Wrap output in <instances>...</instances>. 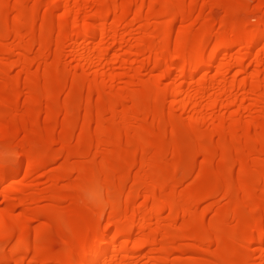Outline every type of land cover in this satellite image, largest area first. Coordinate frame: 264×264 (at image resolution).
<instances>
[{
  "label": "rangeland",
  "instance_id": "rangeland-1",
  "mask_svg": "<svg viewBox=\"0 0 264 264\" xmlns=\"http://www.w3.org/2000/svg\"><path fill=\"white\" fill-rule=\"evenodd\" d=\"M22 1L24 7L16 3L17 0H7L4 5L0 4V16L5 19L4 24H0V158L22 162L21 171L0 185V264H72L81 253H86L96 247L95 244H99V234L103 233L101 228L110 225L113 230L122 227L130 229L132 224L134 225L133 219L136 215L142 216L145 209L153 203L160 206L168 200H173L180 206L186 205L190 210L186 212L187 214L164 211L163 218L152 224L148 219L143 220L142 227L148 230L144 235L142 234L143 236H128L121 241L118 240V244L115 242L117 245L113 247L120 249V243L122 248L127 247V250L133 248L136 252L131 249L133 254L130 252L121 253L119 256L111 254V259L105 260L102 264H121L124 260L125 264H218L219 262L264 264L258 251L255 250L256 243H253L259 230L251 227L263 216V210L254 207V204L259 202L264 206V199H260L264 192V183L250 182L256 172L264 171V156L257 154L254 157L257 160L248 161L249 165L246 166L244 174L248 187H251V193L245 197L235 185L227 189L224 175L217 172L222 166L221 156H214L205 163L201 153L203 144L210 150L216 147L218 137L213 135V139L208 143L206 136L213 125L222 118L225 124L235 121L236 124L229 125L238 136L241 135L246 121H254L253 123L261 125L252 128L250 133L263 142L264 87L257 94H250L249 90H245L248 95L244 94V89L233 90L228 93L229 96L232 95L230 100L228 95H224L221 102L223 107L206 110L207 115L211 113L209 117H213H211L214 120L212 124L194 122L193 119L197 118V114L192 111L188 114L179 111L172 124L162 123L154 128L155 130L151 128L150 117L140 122L126 121L133 107V102L130 100L132 94L134 99L137 98L139 105H149L159 91L161 82L158 77L162 72L165 73L164 68L156 70L149 67L158 55L163 57L167 66L196 59L200 53V40L208 37L207 33H204L207 26L211 28L212 33L214 32L211 38L212 47H215L216 53L218 50L222 51L225 41L222 42L220 34L227 28L221 26L220 20L226 18L225 22H233L236 28H243L246 25L264 28V0L262 4L259 0H218L216 6L212 4L215 0H160L170 4L185 5L184 7L194 3L184 20L176 22L169 34L166 28L172 20L174 11H165L160 3L154 4L155 0H141L143 3L141 9L132 6L140 0H61L62 2L54 8L50 5L52 0ZM70 1L76 4L72 5ZM101 3L110 9H115L120 16L123 12H129L132 19L123 15L120 17L118 13L108 19L102 18V22H105V30L108 31L105 39L96 36L91 41L94 46L88 43L90 41L86 42L87 45L84 42L75 47L66 44L57 55H54L58 24L63 21L62 12L68 7L72 8L70 9L72 13L70 17H72L77 10L80 13L77 12L80 20H78L79 29L80 27L82 29L85 23L93 22V12ZM34 8L36 10L31 11ZM5 9L8 12L3 15ZM46 14H49L52 22L45 31L43 30L42 36L49 38L50 45L42 49L36 42L29 52L24 51L22 47L29 43L32 37L38 38L42 19ZM116 17L120 19L117 18L119 28L110 29L113 28ZM22 20L32 26V31L29 32L28 29L21 27L20 32H14L9 27ZM66 23V26L71 28L70 20ZM44 32L47 35H44ZM67 33H71V30ZM167 34L168 44L160 45L161 37ZM195 34L199 39L189 42L185 49L183 48L184 52H181V56L177 57L178 44L184 37H192ZM250 36L252 35H249V38H252ZM249 38L242 44L243 46L240 45L216 62L217 65L215 64V68L210 72L212 75H209L208 81L206 79L207 82L203 83V87L206 83L205 87H208L203 93L205 96H201L204 99L200 98L203 109L210 99L219 96V88L223 82L231 85L233 82L237 83L236 80L240 81L243 77L250 78L257 72L264 82V66L257 67L258 64H255L259 60L252 59L254 62L257 60L255 63L250 60L253 67L242 74L238 72L247 68L249 60L243 59L239 69L228 64L234 62L235 65L237 59H242L247 41H251ZM149 47H152L150 54L145 50ZM240 49L243 51L241 52ZM263 50L264 42L255 46L254 56L256 53L263 54ZM90 51L94 52L92 54L97 60L91 69L93 73L87 75L83 68H80L81 64L76 56L77 53L88 54ZM212 51L210 49L206 53L211 54ZM210 54L208 56H211ZM260 56L263 62L264 54ZM224 62H228L231 69L225 66L229 68L226 69L228 73H225L226 70H220L221 73H225L220 75L217 69H220V63L223 69L226 65H223ZM215 72L219 73L218 77ZM179 73L173 72L170 82L173 83H171L173 87L178 86L186 90V78ZM211 80L216 85L213 89L209 87L212 84ZM30 83L33 87L32 85L30 89L25 87ZM200 85L198 83L196 89H201ZM11 86H14L13 91ZM99 90H102L105 96L97 102ZM45 96L50 97V101L45 100ZM206 97L209 99L206 100ZM35 98L39 101L34 100ZM88 98L91 107L99 103H119L102 114V123L100 122L102 129L129 136L138 134L148 145L155 143L158 138L148 133L153 129L156 135L162 137L168 138L173 135L183 153L174 158L171 155L172 149L169 148L168 154H165L160 162H156L158 158L154 151L142 155L140 150L134 146L132 148L124 145L123 140L122 142L115 137V139L111 137L113 144L93 143L94 136L101 131L96 128L97 120L94 115L90 118L83 116L85 99ZM166 102L161 117L163 121H166L171 114L169 103ZM11 104L15 106L12 110L7 107ZM76 115L77 119L73 120ZM229 139L230 134L227 135L226 140ZM116 146L121 148L119 153H122V150L125 152L121 159L117 155ZM239 146H241L239 143L228 141L225 155H230L233 149ZM131 155L136 161L124 177L121 193L119 192L122 195L121 200L111 202L94 196L97 184L102 182V175L108 172L109 167H120L123 165L122 159L130 158ZM139 159L142 165L139 164ZM31 160L37 165L34 164L31 169L29 168L30 170L26 169L27 162ZM172 171L175 180L170 181L161 190L156 189L154 196H151L156 181L159 183L166 179ZM239 171L237 163L232 164L229 176L234 182L239 176ZM120 174L115 172L110 174L112 184L103 195L115 194ZM93 186H95L94 193L91 194ZM212 191H214L212 195L206 199L205 196ZM115 204L121 207L117 214L113 213ZM242 206H249V209L240 210ZM173 218L178 219L170 222ZM213 220H222L219 243L209 242L198 245L196 239L189 240L184 237L176 240L174 237L181 232H185L189 237L199 235L208 229ZM59 224H64V230L56 229ZM96 225H100V228L96 229ZM140 242H153L154 247L147 250L146 246L143 248L138 245ZM36 249L56 254L64 261L61 263L45 254H37ZM14 261L17 263H13Z\"/></svg>",
  "mask_w": 264,
  "mask_h": 264
},
{
  "label": "bare ground",
  "instance_id": "bare-ground-1",
  "mask_svg": "<svg viewBox=\"0 0 264 264\" xmlns=\"http://www.w3.org/2000/svg\"><path fill=\"white\" fill-rule=\"evenodd\" d=\"M142 1L140 0L139 2H135V3L132 4V6H135L137 9L138 8L141 9V8H143ZM6 2H7V0H0V4L1 5L2 4L4 5ZM60 2H62V1L61 0H52L50 5L53 6V8H54V7H57ZM217 2H218V0H215V2L212 3L213 6L214 5L216 6ZM259 2L262 4L263 1L259 0ZM16 3H18L19 5H22L23 7L25 6L22 0H17ZM70 3L72 5L76 4L75 2H74L75 4H73L71 1H70ZM156 3L158 5L160 3L162 5V8L165 11L173 10L175 12V13L172 12V15H173L172 20L169 21L168 26L166 28V32L168 34L173 30V27L175 26L176 22L183 21L184 18L189 13V11L192 8V6H194V3H190L188 5V7H184L185 5L181 6V4H170L168 2H162L160 0H155L154 4H156ZM218 5H219V3H218ZM70 9H72V8L68 7L67 9H65L62 12L61 19L63 21H61L62 22L61 24H58L59 27L57 25V27H58V38H57V40L55 42V44H56V52L54 53V55H57L58 52L61 51L63 46H65L66 44H71L74 47L76 45L80 46L81 43L84 44V42L86 43L88 41H90L88 43L92 44L91 41L93 39H95L96 36L98 37V35H99V38L101 36L102 37L101 39H103L104 37H106V35H107L106 33L108 31L106 32V30H105L106 28L104 27L105 26L104 25L105 22L103 23L101 19L102 18L103 19H108L111 15H113V17H114V15H116L118 13V12H116L115 9H110L105 4H102V3L98 4L97 9L93 12L94 14L92 15L94 17L93 22L92 23L91 22L90 23H85V21H83L85 23V25H84V27L82 29L80 27V29H81L80 30L79 29V25H78V20H79V18H78L79 15L77 14L78 11L75 9L76 10L74 12L75 14L73 13L74 15L72 17H70L71 16L70 14H72ZM35 10H36L35 8L33 10L31 9V11H35ZM7 12L8 11L6 9H5V11L3 10V15H5ZM122 15L123 16H128L130 19H132V16L131 17L129 16V12H123V13H121V16ZM119 16H120V14H119ZM118 17H116V21L114 23L113 28L111 27L110 29H113V30L115 29L116 30V29L119 28L118 27L119 24L117 22V18ZM225 19L224 20H220L221 21L220 22L221 26H223V27L225 26L228 29V30L227 29L223 30L222 33L220 34L221 35L220 39L222 40V42L225 41L222 51L219 52V50H218L217 53H216L215 52L216 50H215L214 46H213L214 50L212 51L213 47H212V39L211 38L213 37L212 35H213L214 32L212 33L211 28L209 26H207V28L205 29L206 31L204 33H207L208 37L200 40L201 41L200 42V49L198 47L200 53H198L199 56L196 55V56H198V57H196V59L189 60L190 59V57H189V59H188L189 61H185L183 63L180 60L181 63H179V64H177V63L173 64L172 63V64H170L168 66L165 64V60L162 59L163 57L161 58L159 55L153 60V63L150 64L149 67L150 68H154L156 70L161 68V67H163L164 68L163 70L165 72V73L162 72L160 77H158L160 79V82H161L160 86H159V91L156 94V97H155L154 101L151 104H149V105H139L137 103V98L134 99V97L132 96L133 94L130 96V100L133 102V107L131 108V113H130L131 115L127 114L128 116L126 117V121L128 123H131L132 121L140 122L144 118H146V117L149 118L150 117L151 120H152V127L151 128L154 129L157 126H159L160 124L165 123V122H168V124L169 123L172 124L174 122L175 115L177 113H179V111L182 112V113H185V114H188L190 111H192V112H194L195 115L197 114L196 115L197 118L193 119L194 122H196V123H208V124L211 122L210 124H212V122L214 121L212 119L213 117L212 116H211L212 118L209 117V115H211V113L209 115H207L206 112L208 110H210V109H215V108L218 109V107H221L223 105V103L221 104V102H222V99H223L222 97H224V95L227 96L228 93L230 94L233 90H236V89H238V90L239 89H242V90L244 89V92H245L244 94H246V95H248V93H247L248 90L250 91L249 92L250 94L251 93L252 94H254V93L257 94V93H259V91L261 89H263L264 82L261 81L259 72L251 75L250 78H245V77L241 78L240 77L241 78L240 81L236 80L235 82H237V83L233 82V83H231V85L230 84L228 85L227 83L223 82L221 84L220 88H219V92H220L219 96L217 97L215 95L217 97L215 99L211 97L212 99H210V101H208V104H206L207 106L204 105L205 109L202 108L203 104H201L202 101L200 102V100H201L200 98H203V97H201L202 95L205 96V94H203V93H204V91H207V89H208V87H205L207 83L205 84L204 87H203V85H204L203 83H204V81L205 82L208 81L207 78H208L209 75L210 76L212 75V74H210V72H212V69L215 68L216 62H218V60L221 57L226 56L232 50L233 51H234V49L236 50L240 45H242L246 41L247 38H249V35H252L250 37H252L253 39L249 38L251 41L249 42V40H248L247 41L248 43L246 42L247 44H246L244 53L242 55V59H237L235 61L236 62L235 65H233L234 62L232 64L228 63V62L227 63L230 64L232 67H235V68L239 69L242 66L241 63H242L243 59H245L247 61L249 60V62H248L249 64H248L247 68H245L244 71L243 70L239 71V72L237 71L239 74H242L243 72H248V70L251 69V66L253 65V63H255L257 60H259V61H257L258 63H255V64H258L257 67H259V65L260 66H262V65L264 66V64H263L264 61L262 62L261 56H260V55L264 54V52H263L264 50L262 51L263 54L258 53V55L260 54L258 56L257 53H256V56H254V48H255V46H257L258 44L264 42V28L259 29L258 27L256 28V26L249 27L247 25L243 26V28L242 27L241 28H239V27L236 28L234 26L233 22H231V21H226L225 22ZM67 20H70L71 28L66 26ZM4 21H5V19H3V16H0V24L1 25L4 24ZM51 22H52V20H51V17L49 16V14H46L45 16H43L42 23H41V28L38 31V34H39L38 38L34 39V37H32L33 39H31V41L29 43L24 45L22 47V49H24V51H26V52H29L31 50L32 45L34 43H36V42L38 43V45L42 49H46L48 47V45H50L49 43H51V42H50L49 38H47L46 36L45 37L42 36L43 35L42 32H43V30L45 31V28L49 24H51ZM5 24L7 26V23H5ZM213 24H214V22H213ZM9 27H11V29L14 30V32L15 31L20 32V28L21 27L28 29V31L29 30L32 31V26H30L28 22L26 23V21L23 22V20L22 21H18L17 24H13L11 26L9 25ZM68 28H69V30H68ZM67 30L68 31L71 30V33L68 34ZM113 30H111V32H113ZM212 30H213V28H212ZM168 34L163 36V37H161V39L159 41L160 45L168 44ZM44 35H47V34L44 32ZM115 39H116V36H115ZM196 39H199L197 34H195L192 37H184L182 39V41L177 46L176 50H177L178 54L176 53L177 54L176 56L177 57L181 56V52L182 51L184 52L185 46L189 42H193ZM93 44H92V46H94ZM86 45H87V43H86ZM151 48L152 47H149V48H147L145 50L146 51L148 50L149 51L148 53L150 54V52L152 53ZM107 49H109V48H107ZM210 49H211L212 52H214V54H212V52H211V54L209 53L211 56H208L209 54L206 53V52L208 50H210ZM199 51H197V52H199ZM240 51L242 52L243 50L240 49ZM92 52L90 51V53H88V54H82V53L79 54V53L76 52L78 54V56H76V57H78V60H79L78 62L81 64L80 68L81 69L83 68L82 70L84 72H86L87 75L93 73V71L91 69L96 64L95 61L97 60L96 56L93 55ZM107 53H108V51H107ZM102 57H103V55H102ZM252 59L253 60L257 59V60H255V62H254ZM250 60H252L253 63L250 62ZM260 62H262V64ZM227 63L226 62L223 63V65L226 64V65L223 66V69L221 68L222 65H220V64H219L220 69L216 68L217 71L219 70L218 72L220 73V75L222 73L224 75H225V73H228L227 70H229V68L227 69V67H230V69H231V66L230 65L228 66ZM219 66H217V67H219ZM225 66H227V67H225ZM216 69H215V71H216ZM220 70L221 71L222 70H226L227 72L225 71V73L224 72L221 73ZM232 70H233V68H232ZM173 72H180V73H182L185 76L186 83H187L186 84V86H187L186 90L185 89L183 90L182 88H179L178 86H177V88L173 87V85H172L173 83L170 82L171 78L173 77ZM218 72H215V75L219 74ZM105 73L107 74V72H105ZM105 73H103V76H105ZM108 75H111V74H108ZM108 75H106V76L108 77ZM215 75L213 74V76H212L214 80H215V77H214ZM236 75H238V74H236ZM111 76H113V75H111ZM198 77L200 78L199 82H198ZM216 77H218V75ZM206 79H207V81H206ZM234 79H236V78H234ZM211 82H212V84L209 87H211L213 89L216 85L213 84L212 80H211ZM198 83L201 84L200 85L201 89H196V86H197ZM30 85H32V84L31 83L30 84H26L25 87L30 89V87H31ZM208 85H209V83H208ZM13 87L11 86V90L13 89ZM16 87H17V85H16ZM32 87H33V85H32ZM44 87L46 88V85ZM197 88H198V86H197ZM245 90H247V91H245ZM101 91L99 90V93L97 92L98 93L97 94V100H98L97 102L101 101V98H103V96H105L104 92L103 91L101 92ZM209 92H210V90H209ZM231 96H229L228 100H230ZM32 97H33V95H32ZM47 97L48 96H45V100L47 99V100L50 101L51 98L50 97L47 98ZM205 99L207 100L209 98L206 97ZM34 100L37 101L38 98H35ZM85 100H86L85 101V105H84V108L82 110L84 112L83 116L90 118V116L94 115L96 117V120H97L96 121V128H97L98 131L99 130L101 131L100 134H96L94 136L93 143H96L97 145H109L110 143L113 144L112 141H111V137H113V138L115 137V138H117L120 141L123 140L124 143H125L124 145H126V146H130V147L134 146V148H136V149L141 151L142 155L145 152L154 151L156 153V155H157V158H158L156 162H158L165 154H168V149L169 148L172 149L171 155L174 158L175 157H179L180 154L183 153V152H181L182 149H180L177 146V144L175 142V138H174L173 135H170V137H168V138L162 137V136L156 135V133L154 131L155 129L154 130L151 129L148 132L149 134L155 135V136L158 137V138H156L157 141H155V143H153L152 145H148L146 140H144V138H141L138 134H136V136H129V135H126V134L123 135L121 132L120 133L119 132H114L113 133V132L106 131V129L105 130L102 129L101 128V125H102L101 124L102 123L101 122L102 114L104 112H107L109 109L114 108L119 103L118 102H110V103H107V104H104V103L100 104L99 103L95 107H91L89 98L85 99ZM166 101H168V103H169L168 106H169V109H170L169 111H170L171 114H169V116L167 117L166 121H163L161 119V117H162L163 109H164L163 105L165 104ZM204 102H206V101H204ZM234 103H235V101H234ZM7 107L10 108L11 110L15 108V106H13L12 104L8 105ZM80 109H81V107H80ZM222 109L223 108H220V110H222ZM77 117L78 116L76 115L73 120L77 119ZM222 119L218 120L217 123L215 122L216 124L213 125V128L211 129L210 133H207L208 135L206 136V139L208 137L207 141L209 140L208 143L211 141V139H213L212 138L213 135L215 137L216 136L218 137V143H217L216 147L213 150H210L204 144L201 145V153H202V156H203V162H205V163L209 162L211 160V158L214 157V156H221V158H222V160H221L222 161V166L220 165L221 167L219 168V170L217 172L219 174H221V175H224V183H225L227 189L230 188L232 185H235L241 191V194L243 196L248 197L250 195V193H251V187H248V185H247V180L245 178L244 171L247 168L246 166L249 165L248 161L249 162H251V161L253 162V161L257 160V159L254 158L257 154H259L261 156H264V140H263V142L259 141V140H257L255 138V136H252V134L250 133L251 129L252 128H256V127L258 128L259 124L253 123L254 121L253 122L246 121V123L244 122L245 125H243L242 133H241V135L238 136L236 134V132L232 129V126H230V125L236 124V123H234L235 121H233V122L231 121L232 123L230 122L229 123L230 125H229V124H225L224 123V118H222ZM0 121H1V117H0ZM68 121H70V120H68ZM144 122H145V120H144ZM99 132H97V133H99ZM228 134H230V139L226 140ZM228 141L229 142H233V143H239L241 146L235 147L233 149V151H232L233 153L231 152L230 155H225L227 153L225 148L227 146V142ZM117 148L119 150L117 149L118 154H117V152H116V154L119 155V159H121V158H123V155H124L125 152H123V150H122V153H119V152H121L120 151L121 148L120 147H117ZM125 149H127V148H125ZM114 150H115V148H114ZM142 155H140V156H142ZM247 158H248V160H247ZM135 161H136V159L133 158V155H131L130 158L122 159V163L121 164H123V165H121L120 167L116 168V167L110 166L109 169H108V172L104 173L102 175V177H103L102 178V182L100 184H97V187L95 188L96 189L95 190V194H93V195L96 196L97 198H99L100 200H105V201L106 200H108V201L110 200L111 202H117V201L121 200L120 198H121L122 195L120 194L121 193L120 192V188L124 184L123 183L124 177L129 172V169L135 164ZM33 162H34L33 160H31V162H27L28 166L26 165V169H29L30 167H32L35 164ZM21 163L22 162H20L18 160H14V159L10 160V161L8 160L7 162L2 163V164L0 163V185L6 183L9 180L10 177L18 174L21 171V169H22L20 167ZM234 163H237L238 167L240 168L239 176H238V178L236 179L235 182L229 176L230 168H231L232 164H234ZM139 164L140 165L143 164V163L141 164V160H140ZM35 165H37V164H35ZM153 166H155V165H153ZM251 166H252V164H251ZM114 172L115 173H119V174L121 173L120 174L121 177H120V179L118 180V182L116 184L117 185V187H116L117 191L112 196L103 195V192L108 190V188L112 184V179H111L110 174L114 173ZM173 172L174 171H172L166 179H164L162 181H159V183H158V181H156L157 184L154 187H152L153 190L151 189L152 190V192H151L152 195L151 196H154V192L156 191V189L157 190H161V189L165 188V186L170 181L175 180ZM260 181L264 183V171L256 172L254 177L250 179L251 183H257V182H260ZM94 187L95 186H93V189H92L93 192H90L91 194L94 193ZM215 189L216 188H214V190ZM90 191H91V189H90ZM213 192L214 191H212L209 194H207V196H205V198L207 199V197H210V195H212ZM204 199H203V201H204ZM260 199H264V192L261 195ZM165 202L166 203H164V205H160V206L157 203L156 204L153 203L151 206H149V208L147 207L145 209V213L142 216H139V215L137 216L135 214L136 215L135 219H133L134 220L133 221L134 225L132 224L133 227L131 226L132 228L130 227V229L122 227V228H116V229L113 230L112 226H110V225L101 228L103 233L101 232L99 234V239H100V242L98 241L99 244L97 242L98 245L95 244L96 247L92 248L90 251L88 250V252H86V253H81L79 255V257L75 260V262H73L72 264H102L105 260L110 258L111 254H114L116 256L117 255L119 256V254H121V253L123 254L124 252H126V253L128 252V254L130 252L131 254H133L134 252H132V251L134 250L136 252V249L130 248L129 250H127L128 248L127 247L122 248L123 246L120 245V243H119V247L121 246L120 249H116V248H113V247H114V245L117 242H119L118 240L121 241V239H124V238H126L128 236L129 237H131V236H136V237L138 236L139 237L142 234L144 235V233H146L148 230H147V228L142 227L143 220H147L148 219V220H150V224H152L154 221L160 220L161 218H163L162 216H163V212L164 211H168L170 213L174 212V213L177 214V212L186 213V212H188L190 210V207H188L186 205L180 206L179 204L175 203L173 200H168V201H165ZM115 205L116 206H115V209H114L113 213L117 214V212L120 211L121 207H119V205L117 206V204H115ZM260 206H262V205L259 202H256L254 204V207L261 208L263 210V216L259 219V221L255 222V224H253V226H251V227L255 228L257 231L259 230V232L257 233L258 234L257 238L253 239L254 240L253 243L254 242L256 243L257 249H255V250L258 251V254L260 256L258 254L257 255L261 258V261L264 263V206H262V207H260ZM244 209L245 210L249 209V206H242L240 208V210H244ZM176 219H178V218H173V219L170 220V222H175ZM185 219H186V217H185ZM221 223H222V220H213V221H211V223L209 224L208 229H206L205 232H203V233H201L199 235L197 234L194 237L192 235L189 237V235L186 234L185 232H181V233H179L178 235H176L174 237H175L176 240L180 239V238L184 239V237H185V239L189 238V240H192V239L195 240L196 239V242L198 243V245H203V244L209 243V242L219 243V241L221 240V234H220ZM95 227H96V229H99L100 225H96ZM64 228H65L64 224H59V225L56 226V229H58V230H64ZM110 228H112V230ZM125 243L127 244L129 242H125ZM140 243L138 245L142 246V247L146 246L147 250L148 249H152V247H154V243L153 242L152 243H147V242L145 243L144 242V243H141L142 245H140ZM121 244H122V242H121ZM143 244H145V245H143ZM116 247H118V246H116ZM131 249H133V250H131ZM35 252L37 254H45V255H47V256H49V257L53 258L54 260H56L58 262H61V263L64 261L58 255L50 253V252H48L46 250H43V249L42 250L41 249L40 250L36 249ZM123 259H124V257H123ZM124 262H125V260L123 261V263ZM13 263H17V262L14 261ZM123 263H121V264H123ZM126 263H127V261H126ZM117 264H120V263H117ZM218 264H229V263L219 262Z\"/></svg>",
  "mask_w": 264,
  "mask_h": 264
},
{
  "label": "clouds",
  "instance_id": "clouds-1",
  "mask_svg": "<svg viewBox=\"0 0 264 264\" xmlns=\"http://www.w3.org/2000/svg\"><path fill=\"white\" fill-rule=\"evenodd\" d=\"M9 158H0V163H5L8 161Z\"/></svg>",
  "mask_w": 264,
  "mask_h": 264
}]
</instances>
